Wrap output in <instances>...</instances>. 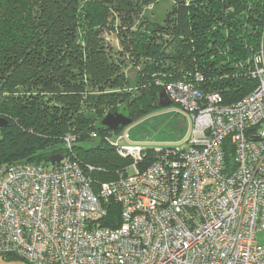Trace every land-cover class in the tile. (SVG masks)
I'll use <instances>...</instances> for the list:
<instances>
[{
    "label": "built area",
    "instance_id": "built-area-1",
    "mask_svg": "<svg viewBox=\"0 0 264 264\" xmlns=\"http://www.w3.org/2000/svg\"><path fill=\"white\" fill-rule=\"evenodd\" d=\"M251 75L257 88L232 104L200 88L201 74L158 81L187 133L149 147L122 143L131 126L112 131L106 140L132 161L99 193L71 154L78 139L72 133L62 161L50 168L0 167V256L29 264H264L257 238L264 231V47ZM226 138L234 145L233 168L225 165ZM109 197L122 209L115 228L101 221Z\"/></svg>",
    "mask_w": 264,
    "mask_h": 264
},
{
    "label": "trees",
    "instance_id": "trees-1",
    "mask_svg": "<svg viewBox=\"0 0 264 264\" xmlns=\"http://www.w3.org/2000/svg\"><path fill=\"white\" fill-rule=\"evenodd\" d=\"M173 1L157 22L145 15L157 0H0V117L9 121L0 131V167L50 168L49 158L66 154L64 138L72 133L78 139L71 154L99 193L132 161L106 140L112 130L101 122L108 113L136 123L168 107L159 104L158 81H192L197 74L204 78L200 88L219 92L224 104L254 91L264 0ZM107 33L116 34L121 49ZM127 60L137 70L133 82ZM95 139L99 143L88 146ZM223 150L233 168L230 138ZM102 201L103 226L118 227L121 206L112 197Z\"/></svg>",
    "mask_w": 264,
    "mask_h": 264
},
{
    "label": "rangeland",
    "instance_id": "rangeland-1",
    "mask_svg": "<svg viewBox=\"0 0 264 264\" xmlns=\"http://www.w3.org/2000/svg\"><path fill=\"white\" fill-rule=\"evenodd\" d=\"M173 2V0H157L156 3L149 6L145 10V15L153 21L163 22L167 13L172 10ZM106 37L115 50L121 49V45L115 33H107ZM127 64L128 66L126 67V72L129 79L133 82L137 70L130 64L129 60H127ZM177 108L178 106L171 104L167 108L157 110L144 117L142 120L131 124L133 134H130L129 141L122 143L127 144L136 140H143L152 142L149 147H153L154 145H159L164 142L174 143L182 140L184 135L187 133V122L183 116L176 114ZM1 137L2 134L0 132V138ZM115 137L116 136H114V138ZM99 141L100 139H95L89 143L88 146L97 144ZM257 238L261 244H264V231H259L257 233ZM0 264L29 263L26 260L16 256H0Z\"/></svg>",
    "mask_w": 264,
    "mask_h": 264
},
{
    "label": "water",
    "instance_id": "water-1",
    "mask_svg": "<svg viewBox=\"0 0 264 264\" xmlns=\"http://www.w3.org/2000/svg\"><path fill=\"white\" fill-rule=\"evenodd\" d=\"M159 97H160V103H159L160 106L166 107L172 104V101L168 97V94L166 93L165 90L160 94ZM101 123L103 126L107 127L108 129L112 131H117L121 126H127L131 124L132 119L119 112H114V113L110 112L104 117ZM8 124H9L8 119L0 117V131L6 128ZM62 159H63L62 154L58 153L52 155L49 158L48 166H53L59 163L60 161H62Z\"/></svg>",
    "mask_w": 264,
    "mask_h": 264
}]
</instances>
